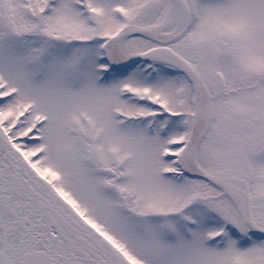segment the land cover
<instances>
[{
	"label": "snow or ice",
	"instance_id": "snow-or-ice-1",
	"mask_svg": "<svg viewBox=\"0 0 264 264\" xmlns=\"http://www.w3.org/2000/svg\"><path fill=\"white\" fill-rule=\"evenodd\" d=\"M0 264H264V0H0Z\"/></svg>",
	"mask_w": 264,
	"mask_h": 264
}]
</instances>
